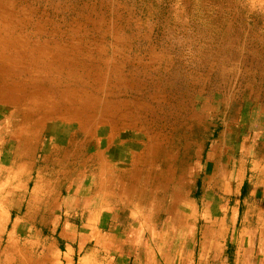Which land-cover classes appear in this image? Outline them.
Returning <instances> with one entry per match:
<instances>
[{
  "label": "rangeland",
  "instance_id": "374dc122",
  "mask_svg": "<svg viewBox=\"0 0 264 264\" xmlns=\"http://www.w3.org/2000/svg\"><path fill=\"white\" fill-rule=\"evenodd\" d=\"M206 152L264 184V0H0L16 227L114 207L151 160Z\"/></svg>",
  "mask_w": 264,
  "mask_h": 264
},
{
  "label": "crops",
  "instance_id": "0c3cea01",
  "mask_svg": "<svg viewBox=\"0 0 264 264\" xmlns=\"http://www.w3.org/2000/svg\"><path fill=\"white\" fill-rule=\"evenodd\" d=\"M209 158L151 160L114 207L33 230L0 206V264H264V184Z\"/></svg>",
  "mask_w": 264,
  "mask_h": 264
}]
</instances>
